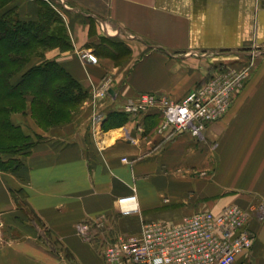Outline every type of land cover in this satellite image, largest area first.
Masks as SVG:
<instances>
[{
    "label": "crops",
    "instance_id": "crops-1",
    "mask_svg": "<svg viewBox=\"0 0 264 264\" xmlns=\"http://www.w3.org/2000/svg\"><path fill=\"white\" fill-rule=\"evenodd\" d=\"M42 1L64 9L72 48L30 66L57 61L89 98L55 126L29 109L12 115L34 139L18 168L0 167V264H105L113 237L94 227L85 240L80 224L104 218L117 237L232 205L250 212L254 236L236 264H264V0ZM9 7L37 20L41 0ZM246 68L232 108L200 140L159 133L157 108L126 111L142 94L179 102L214 74ZM105 90L113 93L97 96ZM96 113L105 115L98 129ZM133 195L125 210L135 211L123 213L119 200Z\"/></svg>",
    "mask_w": 264,
    "mask_h": 264
},
{
    "label": "built area",
    "instance_id": "built-area-1",
    "mask_svg": "<svg viewBox=\"0 0 264 264\" xmlns=\"http://www.w3.org/2000/svg\"><path fill=\"white\" fill-rule=\"evenodd\" d=\"M82 58L97 62L91 54H84ZM248 76L247 68L222 71L182 101L142 94L136 103L125 108L130 113L157 108L161 115L159 133L188 134L200 140L210 124L220 121L229 112ZM109 94L105 90L97 96L107 97ZM104 120L105 115L96 113L94 128H100ZM134 202L136 197L133 195L120 199L118 203L122 208ZM122 211L129 214L135 210ZM250 217L249 211L232 205L221 214L199 212L174 227L149 222L137 234H122L109 239L103 252L105 264H236L239 258L251 252L254 244V236L249 230ZM94 227L107 234L108 225L104 218L80 224L78 232L90 241Z\"/></svg>",
    "mask_w": 264,
    "mask_h": 264
},
{
    "label": "trees",
    "instance_id": "trees-1",
    "mask_svg": "<svg viewBox=\"0 0 264 264\" xmlns=\"http://www.w3.org/2000/svg\"><path fill=\"white\" fill-rule=\"evenodd\" d=\"M13 1L0 0V154L11 156L5 161L0 155V167L10 170L21 165L16 155L32 146L21 126L13 123V114L29 109L38 125L55 126L68 122L89 98L88 90L57 61L30 66L49 49L72 48L62 14L41 0L39 18L22 20L19 10L9 7ZM117 114L124 123L128 120L126 114Z\"/></svg>",
    "mask_w": 264,
    "mask_h": 264
},
{
    "label": "rangeland",
    "instance_id": "rangeland-1",
    "mask_svg": "<svg viewBox=\"0 0 264 264\" xmlns=\"http://www.w3.org/2000/svg\"><path fill=\"white\" fill-rule=\"evenodd\" d=\"M52 6H53L57 11H59V12H62V11L64 10V9H62V8L60 7V8L62 9V10H61L59 7H57V6L54 5V4H53ZM249 76H250V72H249ZM249 76H248V78H249ZM248 78H247V80H248ZM247 80H246V81H247ZM231 108H232V107H231ZM231 108H230V109H231ZM78 110H79V109H78ZM33 139H34V138L32 137V138H30V139L28 140L30 145L33 144ZM19 149H20V148H19ZM19 149H18V150H19ZM16 151H17V150H10L9 152H11V153H16V154H17ZM17 158H18V157H17ZM106 230H107V232L109 231V235H111V237H113V239L116 238V235H117V234L114 232L115 229L112 228V226L108 225V227H107Z\"/></svg>",
    "mask_w": 264,
    "mask_h": 264
},
{
    "label": "bare ground",
    "instance_id": "bare-ground-1",
    "mask_svg": "<svg viewBox=\"0 0 264 264\" xmlns=\"http://www.w3.org/2000/svg\"><path fill=\"white\" fill-rule=\"evenodd\" d=\"M130 205H131V204H125V205L122 207V209L125 210V209L129 208ZM130 208H131V207H130Z\"/></svg>",
    "mask_w": 264,
    "mask_h": 264
},
{
    "label": "water",
    "instance_id": "water-1",
    "mask_svg": "<svg viewBox=\"0 0 264 264\" xmlns=\"http://www.w3.org/2000/svg\"><path fill=\"white\" fill-rule=\"evenodd\" d=\"M109 93L112 94L113 93V90H110Z\"/></svg>",
    "mask_w": 264,
    "mask_h": 264
}]
</instances>
